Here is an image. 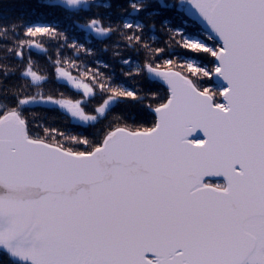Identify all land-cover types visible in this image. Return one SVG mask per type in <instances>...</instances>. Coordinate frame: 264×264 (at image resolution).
I'll return each instance as SVG.
<instances>
[{
    "label": "snow or ice",
    "instance_id": "1",
    "mask_svg": "<svg viewBox=\"0 0 264 264\" xmlns=\"http://www.w3.org/2000/svg\"><path fill=\"white\" fill-rule=\"evenodd\" d=\"M0 264H264V0H0Z\"/></svg>",
    "mask_w": 264,
    "mask_h": 264
}]
</instances>
